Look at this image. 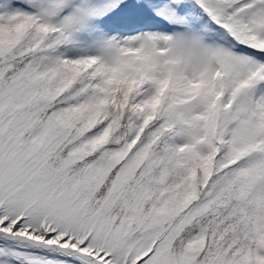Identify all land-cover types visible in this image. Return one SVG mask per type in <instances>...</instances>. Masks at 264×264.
I'll return each mask as SVG.
<instances>
[{
	"label": "rangeland",
	"instance_id": "obj_1",
	"mask_svg": "<svg viewBox=\"0 0 264 264\" xmlns=\"http://www.w3.org/2000/svg\"><path fill=\"white\" fill-rule=\"evenodd\" d=\"M211 139L264 145V0H0V226L112 264H264V198ZM24 244L0 264L47 263Z\"/></svg>",
	"mask_w": 264,
	"mask_h": 264
},
{
	"label": "trees",
	"instance_id": "obj_2",
	"mask_svg": "<svg viewBox=\"0 0 264 264\" xmlns=\"http://www.w3.org/2000/svg\"><path fill=\"white\" fill-rule=\"evenodd\" d=\"M117 93H118V94L116 95V97H117V98H120V97L122 96L121 93H120V92H117ZM24 104L26 105V102H24ZM24 104H23V105H24ZM18 106H19V104H16V105H15V109H16ZM31 120H32V119H31ZM86 129H87V128H86ZM161 142H162V141H161ZM210 162H211V159L209 158L208 163H210Z\"/></svg>",
	"mask_w": 264,
	"mask_h": 264
}]
</instances>
